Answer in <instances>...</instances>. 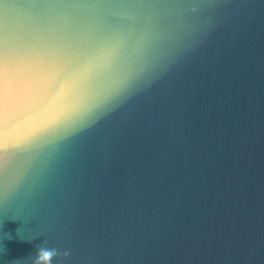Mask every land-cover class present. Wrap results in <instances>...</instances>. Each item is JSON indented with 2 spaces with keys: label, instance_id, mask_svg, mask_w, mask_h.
Masks as SVG:
<instances>
[{
  "label": "water",
  "instance_id": "95a60500",
  "mask_svg": "<svg viewBox=\"0 0 264 264\" xmlns=\"http://www.w3.org/2000/svg\"><path fill=\"white\" fill-rule=\"evenodd\" d=\"M7 3L20 21L143 12L171 43L50 158L13 156L0 264H45V247L51 264H264V0Z\"/></svg>",
  "mask_w": 264,
  "mask_h": 264
},
{
  "label": "snow or ice",
  "instance_id": "6c2138e0",
  "mask_svg": "<svg viewBox=\"0 0 264 264\" xmlns=\"http://www.w3.org/2000/svg\"><path fill=\"white\" fill-rule=\"evenodd\" d=\"M16 3L42 6L40 0ZM121 3L142 7L144 0ZM0 5V176L18 152L35 147L34 158H50L73 130L137 88L171 43L143 12L20 21L9 16L7 0ZM19 126H29L27 134L13 137ZM5 219L0 213V223ZM18 233L27 238L25 229Z\"/></svg>",
  "mask_w": 264,
  "mask_h": 264
},
{
  "label": "clouds",
  "instance_id": "9594fccd",
  "mask_svg": "<svg viewBox=\"0 0 264 264\" xmlns=\"http://www.w3.org/2000/svg\"><path fill=\"white\" fill-rule=\"evenodd\" d=\"M55 254V250L52 248H40L36 256V261H44L45 264H51L52 257Z\"/></svg>",
  "mask_w": 264,
  "mask_h": 264
}]
</instances>
